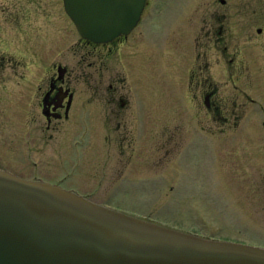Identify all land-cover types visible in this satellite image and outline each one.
Listing matches in <instances>:
<instances>
[{"label": "rangeland", "instance_id": "374dc122", "mask_svg": "<svg viewBox=\"0 0 264 264\" xmlns=\"http://www.w3.org/2000/svg\"><path fill=\"white\" fill-rule=\"evenodd\" d=\"M203 1L205 8L209 0ZM228 1L224 7L215 6L221 12L225 8L224 21L231 23L232 29L223 33L225 40L218 41L220 35L214 32L215 41L206 42L210 54L206 74L217 83L219 93L227 99L228 110L235 114L229 123L213 122L208 112H198L193 102L183 99L180 92H184L195 65L189 51L184 58L189 73L178 60L180 57L169 66L174 68L173 94L166 92L171 87L170 80L160 79L164 70L160 62L156 64L155 83L146 76L145 101L136 99L133 107L144 104L148 109L155 108L151 121L142 128H121L128 135L142 136L134 145L136 149L127 143L117 145V149L104 144L95 151L103 156L117 152L111 161L96 157L93 151L83 150V157L72 151V139L85 136V130L94 145L102 137L114 135L112 129L104 127L103 103L95 99L88 103L87 85L80 83L77 114L83 105L95 108L91 116L81 118L91 120L92 127L83 128L78 120V126L62 128L55 139L46 137L45 143L37 146L39 153L26 151L25 128L20 122L23 114L14 111L9 118L8 113L0 111V168L23 178L59 184L95 202L206 237L264 245V0ZM62 8L59 0H0V77L16 75L19 69L13 74L7 60L23 62L34 42L29 31L51 26L44 23L43 14L51 13L53 23L62 18L58 16ZM218 22L217 26L221 24ZM20 27H24L22 31ZM210 44L216 49H209ZM216 51L228 57L218 61L214 58ZM134 77H138L136 72ZM152 88L154 92H150ZM122 150L125 154H121ZM73 156L83 159L78 168L74 167ZM120 172L127 175L125 188L130 189H108L109 178L120 188ZM131 178L137 180L134 185L130 184Z\"/></svg>", "mask_w": 264, "mask_h": 264}, {"label": "flooded vegetation", "instance_id": "af4514ba", "mask_svg": "<svg viewBox=\"0 0 264 264\" xmlns=\"http://www.w3.org/2000/svg\"><path fill=\"white\" fill-rule=\"evenodd\" d=\"M59 2L63 8L59 10L58 16L62 18L51 23L52 14H43L46 17L44 23L51 26L29 31L31 40L35 43L30 45L24 61L12 58L7 60L13 74L15 69L19 71L13 78L0 77V87H4L3 91L0 90V111L8 113L9 118L17 111L23 114L20 122L25 128L26 151L36 150L39 153L37 146L45 143L46 137L55 139V134L60 133L62 128L73 126L78 120L83 128L91 126V120H81L93 114L92 110L95 108L91 105H86L85 108L83 105L82 115L78 113L77 116L76 95L80 83L87 85L88 103L94 99L103 103L104 127L112 129L114 135L104 136L101 141L94 138L97 141L94 145L92 137L85 130V136L72 139V151L81 153L80 157H83V150L95 153L104 144L117 149V145L123 147L127 143L136 149L134 145L142 136L128 135L121 128H142L147 121H151V113L155 108L148 109L144 104L133 107L136 99L140 103L145 101L142 97L145 93L143 86L146 76L149 75V79L155 83L158 74L156 64L160 62V67L164 69L160 73V79L170 80L171 87L169 85L166 92L173 94L174 68L169 66L174 63V59L180 57L178 60L186 68L184 58L189 51L195 65L191 71V81L189 78L184 92H180L183 99L193 102V107L198 112H208L215 123L219 120L229 123L232 115H235L228 110L227 99L219 93L217 83H213L206 74V63L210 57L206 51V42L213 43L214 32L220 35L218 41L225 40L227 36L223 33L232 29V24L225 22V8L221 12L215 6L220 4L224 7L229 3L228 0H209L205 8L203 0H145L137 25L129 33H122L107 42H94L82 37L65 9L64 0ZM60 21L64 25H59ZM218 21L221 24L217 26ZM23 28L20 27V31ZM259 30L261 32L262 29ZM208 48L213 49L214 44H210ZM225 57L228 56L216 51L214 58L220 61ZM230 62H233V58ZM187 69L189 73L190 69ZM135 72L138 75L136 79ZM134 79L138 86L133 84ZM154 91V88L150 90ZM116 154L117 152L103 156L95 153V156H103L101 159L111 161L110 157H117ZM121 154H125V151L122 150ZM73 158L75 168L83 164V159L78 156ZM119 175L120 188H116L117 185L113 184L115 181L112 183L109 178L106 180L108 189H130L125 188L127 175L122 172ZM136 181L131 178L130 184L134 185Z\"/></svg>", "mask_w": 264, "mask_h": 264}, {"label": "water", "instance_id": "95a60500", "mask_svg": "<svg viewBox=\"0 0 264 264\" xmlns=\"http://www.w3.org/2000/svg\"><path fill=\"white\" fill-rule=\"evenodd\" d=\"M64 1L94 42L129 33L145 5ZM0 264H264V246L199 235L0 169Z\"/></svg>", "mask_w": 264, "mask_h": 264}]
</instances>
